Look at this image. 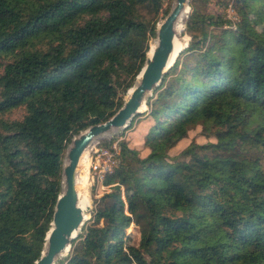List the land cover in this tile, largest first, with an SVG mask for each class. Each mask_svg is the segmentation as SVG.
<instances>
[{"label":"trees","instance_id":"trees-1","mask_svg":"<svg viewBox=\"0 0 264 264\" xmlns=\"http://www.w3.org/2000/svg\"><path fill=\"white\" fill-rule=\"evenodd\" d=\"M171 1L0 0V264L40 257L71 138L122 106ZM187 5V43L142 112L145 153L117 140L81 251L56 264H264V0ZM197 124L213 140L171 155Z\"/></svg>","mask_w":264,"mask_h":264},{"label":"water","instance_id":"water-1","mask_svg":"<svg viewBox=\"0 0 264 264\" xmlns=\"http://www.w3.org/2000/svg\"><path fill=\"white\" fill-rule=\"evenodd\" d=\"M185 5L188 6L187 0H175L169 14L164 17L160 25L157 23V45L149 58L146 52L145 63L137 75L138 81L132 85L130 95L124 96L122 106L105 121L91 124L71 138L65 152L67 163L64 157L62 168V191L56 199L51 226L46 233L41 255L35 264H56V255L69 247L71 239L83 224V209L78 205L76 190L80 157L92 138L107 132L110 128L128 126L132 117L143 110L140 107L146 105L148 95L144 96L145 93L150 91L149 95L152 94L178 54L171 60L174 22Z\"/></svg>","mask_w":264,"mask_h":264},{"label":"rangeland","instance_id":"rangeland-1","mask_svg":"<svg viewBox=\"0 0 264 264\" xmlns=\"http://www.w3.org/2000/svg\"><path fill=\"white\" fill-rule=\"evenodd\" d=\"M166 3L167 2L164 3L163 8L167 7ZM228 5L229 4H227V6L224 8L225 16L227 18L228 17L234 18L235 13L233 11V8L231 5L230 6L232 9L229 8ZM250 5L253 7L255 6L254 3H250ZM210 7L211 9L215 8L213 4H210ZM250 19L254 20L253 13L250 14ZM184 20H183V28L180 34H178V37L184 38L185 44H186L188 40V35L185 33V30H184V27H185ZM255 28L258 31L262 32L264 29V24L262 22H258L256 23ZM155 40H156V37L152 38L150 40V43ZM146 108L147 106L145 105L143 110L137 114L138 116L133 120L132 125L129 128L128 126L124 128H116L113 131H109V132H105L103 134L97 135L94 138H92V140L89 142L87 147L84 149V150H87V157H88V170H87L86 178H87V195L89 198V202L85 206V208H83V214H84L83 223L88 222L92 218L93 210L95 208V205H96V202L99 196L105 190L109 189L107 185L102 183L101 178L97 176L98 168H101L103 166L104 159H105V155L103 154V151L104 150H109V151L117 150L118 148L117 140L120 138H125L128 140L131 146L137 147L141 154L145 153L143 152V150L146 148L143 145V137H144V133L147 127L151 123V118L149 116H144L142 113ZM21 113H22V109L16 108L13 110L12 114L14 116H20ZM207 140H213V137L206 135L205 132L201 129L200 125L198 124L193 125L187 130L185 137H183L172 148H170L169 153L171 155L177 154L190 141L201 143ZM108 142H110V144H107ZM97 153H99V166L97 169H93L91 167V164H92L94 155H96ZM124 196L127 198L128 191H124ZM127 231L129 233L126 238V243L132 245L135 249L140 250L146 254L145 248L140 239V233H139L138 227L131 224V226L127 229ZM71 251H81L80 239H74L73 241H70L69 250L68 251L65 250L63 255L57 257L55 260V263L57 259L66 255L67 253H70Z\"/></svg>","mask_w":264,"mask_h":264},{"label":"bare ground","instance_id":"bare-ground-1","mask_svg":"<svg viewBox=\"0 0 264 264\" xmlns=\"http://www.w3.org/2000/svg\"><path fill=\"white\" fill-rule=\"evenodd\" d=\"M175 4V0H173V5ZM172 5V6H173ZM188 11V6L185 5V8L180 12L177 19L174 22V38H173V50L171 54V60L175 57L177 53L180 52L184 48L185 39L178 37V34H180L182 28H183V20L185 18V14ZM170 12V11H169ZM168 12V14H169ZM167 14V15H168ZM166 15V16H167ZM162 22V21H161ZM160 22V23H161ZM160 23H158L160 25ZM157 45V39L153 41L150 45L149 51H147V57L149 58L154 50V48ZM138 81V78L136 82ZM132 87L128 90L126 97H128L131 93ZM150 91H147L144 96L149 95ZM145 106L144 104L140 107V109H143ZM116 128H110L109 131H113ZM65 163H67V157H65ZM87 170H88V157H87V150H84L80 160H79V167L77 170V176H76V190L78 195V205L83 209L89 202V198L87 195ZM69 250V247L65 248L61 252H59L55 258L61 256L64 254V252Z\"/></svg>","mask_w":264,"mask_h":264},{"label":"built area","instance_id":"built-area-1","mask_svg":"<svg viewBox=\"0 0 264 264\" xmlns=\"http://www.w3.org/2000/svg\"><path fill=\"white\" fill-rule=\"evenodd\" d=\"M228 6H229V8H231L230 4ZM228 18L231 19V21L233 22L236 19V16H234V18H230V17H228ZM103 154L105 155V159H104L103 166L101 168H98V166H99V153L94 155V158H93V161L91 164V167L93 169L98 168L97 176L101 178V181L103 180L104 174L108 171H111L113 166L116 164V161H117L116 150H114V151L104 150Z\"/></svg>","mask_w":264,"mask_h":264}]
</instances>
